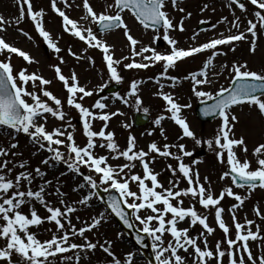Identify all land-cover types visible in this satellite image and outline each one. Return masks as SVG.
I'll use <instances>...</instances> for the list:
<instances>
[{
  "label": "snow or ice",
  "instance_id": "obj_1",
  "mask_svg": "<svg viewBox=\"0 0 264 264\" xmlns=\"http://www.w3.org/2000/svg\"><path fill=\"white\" fill-rule=\"evenodd\" d=\"M64 7H68L67 0H61ZM251 5L257 9L254 12V20L249 19L246 22L244 31H238L237 34H231L222 38H214L209 42L200 44L196 47H190L187 50L176 47L178 41L173 38L170 33L175 30L185 31L183 27L184 18L181 17L179 22H174L170 17L167 8L169 4L172 9L181 13L184 8L180 7L181 0H113L107 4L105 11L97 14L90 6L89 0H83L82 7L85 16L82 19L89 20L90 23L99 27L101 33L111 32L115 29H122L123 35L128 41L130 47V55L132 62L124 64L125 69H147L150 66L163 62V71L155 78L159 83L161 78L170 80V87H175L179 83L177 77L168 76L170 68L177 66L178 61L185 58L193 57L195 54L203 53L211 50V54L204 61L203 68L199 72L189 73L184 77L185 80L191 81L192 94L203 105L201 112L204 116L219 118L221 123L215 136L204 143L209 149L215 152L216 159L219 163L227 165L219 179L223 181L226 177H231V184L237 189H245L248 193L260 188L264 189V144L257 145L253 150V156L256 159L257 167L252 170L250 162L246 158L241 162L235 152L236 147H240L246 154L243 137L233 138V126L237 122V118L232 114L231 109L235 106L247 105L249 108L255 106L260 115L264 116V72L252 71L247 63L233 62L228 71L230 73V81L228 87H221L215 93L200 90L199 86L211 84L205 69L213 64L214 58L218 55H226L220 52L217 46H229L230 50H235L234 42L244 41L250 35L249 52L254 53L257 47L258 31L264 34V0H249ZM19 6V15L12 21L19 25L25 15L32 22L35 31L43 39V42L53 52L59 53L61 49L52 41L50 33L43 27L44 10H33L31 0H16ZM234 5L241 12H246L245 3L242 0H229V6ZM26 6V13H25ZM208 7L204 5L200 10L203 12ZM51 10L62 18L63 31L83 41L89 48H98L103 53V60L107 67L109 82L120 84L123 77L118 71V66L123 60L130 57L124 56L121 59H115L110 46L104 41L97 38L92 28H82L78 23L69 18L65 11L57 6V0H51ZM111 10L112 14H109ZM130 13L132 17L144 28L152 29L156 32L162 29V39L171 48L170 53L161 54L153 47L141 46L137 50L139 41L130 34V29L125 24L122 14ZM190 17L191 13H187ZM3 16H0V32L6 30L9 24ZM206 23V21H201ZM218 23H230L231 28L239 30L240 18L236 17L231 22L221 18ZM216 25H212L215 28ZM231 28L229 30H231ZM22 35L31 39V36L23 29H17ZM198 35L193 33V39ZM161 38L157 32L153 36L152 43L155 44L157 39ZM7 52L9 59L0 61V128L11 129L14 133L23 132L34 145H39L40 150L50 153V157L41 161L45 166L49 165L50 160L56 163H63L67 169L80 174L81 166L89 170V175H83V182L78 187H88L92 191L88 195L83 196L79 201L81 205H87L92 197L97 196L96 190L103 186V191L109 193L114 191L118 196L109 195L105 201L107 209L123 222L125 227H133V221L137 222L140 227L138 233L145 234L151 241V249L155 264H188L186 256L192 257V264H210L215 259L216 264H224L223 258L227 257V264H264V254L254 256L248 245V241H256L260 239L259 227L253 232L248 226L253 225V220L245 219L240 223L236 218V211L242 207L247 197L235 193L231 187L223 188L219 195H214L211 188H205L199 178V173L186 165L182 157H190L192 153L185 150V145L165 143L162 148L153 142L148 145V151L134 150L136 141L132 135L128 136L127 147L123 150L114 140V133L106 132L107 124L111 116H115L118 112L108 113L104 111L108 106L101 100L97 99L92 105L93 109L100 110V113H94L89 108L84 107L82 103L85 97L93 95L91 91L86 90L78 83L75 73L70 78L62 74V70L58 65H53L56 79L63 83V87L67 93L66 103L69 107L74 108L80 116L83 127V135L87 138L86 144L81 147L76 144L73 133L71 131L62 130L60 127H53L51 131L46 129L47 117L50 115L58 121L64 122L66 113L63 111L62 101L53 95L52 92L45 88L51 81L43 78L37 73H27L25 69L15 71L10 63V55L16 54L22 57L27 63H32L31 57L22 50L8 44L3 38H0V53ZM69 55L74 56L71 49L68 50ZM151 53V55H146ZM135 57H142L144 62H136ZM79 59V57H76ZM60 63H64L62 57H58ZM92 62V58L88 57ZM227 65H221V69ZM39 81V95L37 94V84ZM31 82L32 91L25 86ZM141 81L133 80L130 83L129 91L126 95L121 96L113 93V98L121 103L128 105L129 97H135L134 107L140 110L142 104L140 96L137 94L138 85ZM106 87V84L100 88ZM164 87L163 84L160 85ZM77 94L79 96L77 97ZM160 98L165 102L167 113L170 118L182 130V137L191 138L195 145L199 146L201 140L197 139L190 130L186 119L182 117L183 109L190 108L191 104H179L170 94L158 92ZM46 97L47 101H51L50 105L42 99ZM30 98L31 103L28 102ZM211 101V103H207ZM54 105V106H52ZM142 111L147 114L149 109L143 108ZM166 117L158 115L153 123L160 125ZM44 121L38 123L37 121ZM93 120L103 121L104 124L98 132L92 130ZM71 127L70 122L67 125ZM125 128L129 125H123ZM151 135V132L148 133ZM163 135V129H161ZM95 138V139H94ZM14 139V136H13ZM166 139V137H165ZM66 148L68 156L60 151V147ZM106 148L112 159L123 158L125 163L113 167L108 163L109 156L97 155L94 151L96 147ZM17 143H9L8 148L0 146V157H7L10 149L17 148ZM171 148H177L180 155L174 154ZM155 153L160 157H170L177 161L176 167L167 166V170L172 174L169 179V187L165 188L158 180L159 173L153 171L150 167L156 156L149 158V155ZM226 154V161H225ZM13 157L18 153L11 152ZM139 166L143 170V176L133 172V169ZM10 161L4 160L0 162V240L4 241L0 246V264H13L12 257L16 255L19 259L16 264H55L57 259L61 260V264L65 261L80 264V256L63 255L69 252L93 251L99 248L111 257L109 264H134L132 252L126 254L123 261L118 259L111 251V242L96 244L88 240L85 236L86 231L94 229L104 218V213H100L99 217H94L90 224L79 229L75 228L70 219V214L75 213L76 209L65 204L64 200L59 203L64 205L63 210L60 207L52 206L44 197L45 187L51 184V181L45 180L38 190L33 191L30 187L35 177L43 178L45 173L39 167L33 172L21 171L14 178H9V174L14 167L26 168L27 162L14 164L12 168L8 167ZM193 164L197 161H192ZM179 173V178H177ZM98 178H93V175ZM63 175V173H62ZM183 179L187 183V187L180 189L178 186L180 180ZM146 181H150L148 186ZM205 183L208 177L204 178ZM135 185L138 191H132ZM22 186H27L26 190H21ZM159 189V191H157ZM76 189H73L75 191ZM62 196L59 188L54 193ZM185 197L198 202L201 208L213 211L215 214V223L223 232V241L217 240L215 251L209 249L207 236L213 234L214 228L208 225L207 215L199 213L193 205L185 208L183 206ZM225 197L233 198V203L227 211L231 213L232 226L234 227V238H232L230 227L222 219L224 212L221 202ZM32 201H36L49 213L46 218H41L34 207ZM175 202V203H173ZM29 206V215L21 211L22 206ZM162 206V207H161ZM253 211L257 216L264 218V214L256 207ZM144 213V215H141ZM170 214V215H169ZM187 218L189 226L187 228H179L180 222ZM45 220L54 223L56 231L51 235L50 239L41 241L37 239L36 233L30 232L31 226H41ZM199 225L202 231L199 238L191 236L189 230ZM51 231V229H48ZM167 234L170 239L165 241L164 236ZM79 236L83 242L77 244L70 241V237ZM198 239L203 240V247L200 246ZM144 235L136 236V244L144 247ZM222 244H226V249L222 248ZM264 250V245H260ZM191 249V251H189ZM186 256H181L180 251ZM246 256V260H245ZM236 257H239L237 260Z\"/></svg>",
  "mask_w": 264,
  "mask_h": 264
},
{
  "label": "rangeland",
  "instance_id": "obj_2",
  "mask_svg": "<svg viewBox=\"0 0 264 264\" xmlns=\"http://www.w3.org/2000/svg\"><path fill=\"white\" fill-rule=\"evenodd\" d=\"M112 2L113 0H89L90 6L93 7L97 14L105 11L107 4ZM31 3L33 10H44L43 27L50 33L52 41L56 43L57 47H59L61 51L56 53L49 48H46V52L43 51V39L35 31L34 25L26 15L25 19L19 25L12 23V21H14V19L19 15V6L17 5L16 0H0V16H3L6 21L10 22L6 26V30L0 32V38H3L6 43L24 51L33 60V62L29 64L24 61L22 57H18L13 53L10 55V63L13 69L15 71L25 69L29 74L37 73L43 78L51 81V83L46 85L45 88L62 101L63 111L66 113L65 121H58L50 115L45 114L47 117L45 124L46 129L51 131L53 127H60L62 130L71 131L73 136L76 138L77 144L81 147H83L87 142V138L83 135V127L79 122V113L74 108L67 105L66 90L63 87V83L56 79V75L54 74L55 71L53 72V67H51L53 65H58L65 77L70 78L71 74L75 73L78 78L79 85L93 93V95L85 97L83 101H80L84 107H87L94 113L99 114L100 110L93 109L92 105L97 99H101L108 106L104 111L108 113L118 112L117 115L111 116L105 131H111L114 133V140L119 145L121 150L127 147V139L129 135H132L135 138L136 148L134 150L137 151L144 150L147 152L148 145L153 142L157 143V145L161 148L165 143L169 145L183 144L185 145V150L190 151L191 153L200 148H205L206 155L204 157L196 158L194 160H188L185 157H182L183 162L186 165H189L194 172L199 173L201 183L205 188H211L214 195H219L223 188L231 187L235 193L247 197L242 207L236 211V218L240 223H243L245 219L253 220L254 224L248 226L253 232L257 230V226L259 227L261 238L256 241L249 240L248 245L254 256L264 254V250L260 247V245H264V218L257 216L253 211V208L256 207L262 214H264V189L257 188L251 193H248L245 189L235 188L231 184L230 177H226L223 181L219 179V176L226 171L227 165L226 163L221 164L217 161L215 152L209 149L204 141L210 140L215 136L221 121L219 118H214L204 125L199 123L193 113V108L199 101L192 94L191 81L184 79V77L189 73L199 72L202 69L204 61L211 54V50H206L203 53L195 54L193 57L185 58L184 60L177 62L176 67L170 68L167 75L177 77L179 80V83L176 84L175 87H170L169 85L172 83L170 80L161 78L159 83H157L155 79L159 73L163 71V62L156 63L144 70L124 68L123 65L132 62L133 58H131L130 55L128 42L122 38V29H115L111 32H105V34L102 35H96L98 39L104 41L107 45H110L111 52L114 53L115 59H121V57L124 56L130 57L127 60H123L121 65L118 66V71L123 77V80L120 83V91L116 93L124 96L129 91L130 83L133 80L141 81L138 85L137 94L140 96L142 104L140 106V110H137L134 107L135 97H129V104L125 105L119 100L114 99L113 94L102 97L98 96V93L103 89L100 88L101 85L106 84L107 86L115 83L109 82L107 67L99 49L89 48L87 45H84L80 41L76 40L74 36L63 31L61 24L62 20L51 10V0H31ZM67 3L68 7L65 8L61 0H57V6L73 17L78 25L82 28L90 27L93 32H95L96 25L90 23L87 19H82V17L86 15L82 7L83 0H67ZM243 3H245L247 9L246 12H241L238 8H235L234 5L229 6V0H181L180 7L184 8L183 13L172 9L169 4L167 11L169 12L170 17L173 18L174 22H179L181 17L184 18L183 27L185 31L180 32L179 30H175L170 33V35L178 41L176 47L180 49L196 47L200 44L209 42L211 39L221 38L225 35L237 34L238 31H244L247 20L255 19L254 12L257 9L250 5L246 0H244ZM205 4H207L208 7L202 12L200 9L204 7ZM26 11L27 9L25 6V13ZM187 13H191V16L189 17ZM109 14H112L111 10H109ZM222 17L228 22H231L234 18L239 17V30L231 28L230 23H218ZM122 18L130 29V34L139 41L136 46L137 50H139V47L141 46H150L161 54L170 53L171 48L167 45V43L164 41L161 45L159 42L162 38V29L156 32L152 29L146 30L135 21L130 13L127 12L122 14ZM201 21L210 23L204 31H198L196 29L197 25L201 23ZM212 25H216V27L212 28ZM230 28L231 30H229ZM17 29H23L31 36V39L22 35ZM157 32L160 34L161 38L157 39L156 43L153 44V36L156 35ZM193 33L198 34L194 39ZM250 40L251 37L249 35L247 40L234 42V51L230 50L229 46H217L218 51L226 53V55H218L214 58L212 66L205 69L207 77L212 81V83L201 85L199 86V89L215 93L221 87H228L230 81L228 67H230L233 62L247 63L250 70L264 72V38L258 31L257 47L254 53H250L248 50L250 47ZM69 48L72 53L75 54L74 56L69 55ZM146 55H151V53H146ZM58 57H62L64 63L61 64ZM76 57H79V59ZM88 57L92 58V62L88 60ZM8 59L9 54L6 51L0 53V61ZM134 59L136 62L147 63V61L142 60V57H135ZM221 65H227V67L221 69ZM36 84V91L39 95V81H37ZM161 84L164 85L163 88L160 87ZM25 87L29 91L33 90L31 82H29V84ZM158 92L172 95L174 99H176L177 103L181 105L191 104L190 108L182 110L181 115L186 119V122L195 137L201 140V144L199 146L195 145L191 138H181L182 130L178 125H175L170 118H168L170 113L165 111L167 106L160 96L156 95ZM78 96L79 94H77V97ZM26 99H28V102L31 103L30 98ZM42 99L47 101L46 97H42ZM47 102L50 105L52 104L51 101ZM145 107L149 109L148 113L151 115V122L139 130L131 129L130 123L134 112L142 111ZM231 112L237 118V122L233 126V138L243 137L247 148V153L245 154L240 147H236V155L241 162L247 158L250 162L251 169L255 170L257 164L252 153L257 145L264 144V116L260 115L255 106L249 108L247 105L235 106L231 109ZM158 115H164L166 118L160 125L157 126L153 123V121ZM37 122L41 123L44 121L38 120ZM69 122L71 127L67 126ZM103 124V121L93 120L92 130L98 132ZM123 125H129V127L125 128ZM161 129H163V135H161ZM149 132H151V135L148 134ZM9 143H17L18 147L10 149L7 157H0V162H3L4 160L10 161L8 164V167L10 168H12L14 164L27 162L26 168L24 169H21L18 166L14 167L13 171L9 174V178H14L15 175L21 171L33 172L35 168L39 167L45 175L43 178L35 177L33 172V176L35 178L30 186L33 191L38 190L39 187L43 185L45 180L51 181V184L45 187L44 197L46 201L54 207H60L62 210L64 205L59 203L61 199L65 201V204L73 206L76 211L75 213L70 214V219L76 229L90 224L94 217H99L100 213H104V218L101 223L91 231L85 232V236L88 240L98 245L110 241L111 251L121 261L124 260L127 253L132 252L134 254V264H147L146 261L140 257L139 251L135 249L129 241H127L123 232L114 223L112 217L106 209L99 204L96 197H92L87 205H81L79 203L83 196L88 195L89 192L92 191L88 187H78L80 184L84 183L83 175L90 174L86 167L81 166L80 174L77 175L76 173L70 172L63 163L58 164L55 161L50 160L49 165L45 166L41 163V161L50 157V153L45 150H40L39 145H34L23 132L14 133L11 129L0 128V146L8 148ZM60 151H62L65 158H67L68 153L66 148L61 146ZM94 151L97 155L109 156L106 148H100L97 146ZM171 151L174 154L180 155L177 148H171ZM11 152H16L18 155L13 157ZM152 156H156V159L150 165L154 172L160 174L158 176L159 182L163 184L165 188L169 187L168 181L172 178V174L167 170V166L172 165L173 167H176L177 161L170 157L157 156L155 153L150 154L149 158ZM224 158L226 161V154ZM192 161H197V163L193 164ZM125 162L126 161H124L123 158L114 160L111 156H109L108 159V163L113 167L121 165ZM140 168L141 167L137 162V166L133 169V172L143 176ZM92 175L94 179H97V183H99L95 174ZM205 177H208L207 183L204 181ZM177 178H179V173H177ZM146 183L148 186H151L150 181H146ZM178 187L180 189L186 188V181L181 179ZM26 188L27 186H22L21 190H26ZM57 188H59L60 192L63 193L62 196L54 194ZM73 189L76 190L73 191ZM132 191H138L135 185L132 186ZM157 191H159V189H157ZM183 199V206L185 208L193 205L199 213L207 215L208 225L214 228L213 234L207 236V243L209 249L215 251L217 240L223 241V232L214 222V210L210 212L201 208L199 203L191 200L190 197H185ZM233 203L236 202L230 197H225L221 202V206L224 209L222 218L230 227L232 238H234L235 230L232 226L231 213H229L227 209ZM32 207L35 208L37 214L41 218H46L49 215L45 208L36 201H32ZM21 211L24 214L29 215L30 218L29 206L27 204L22 206ZM141 215H144V213H141ZM135 224L137 228L140 227L137 222H135ZM188 226L189 222L187 218L178 225L179 228H187ZM48 229H51V231H48ZM29 231L36 233L37 239L44 241L51 238V235L56 231V228L54 223H49L45 220V222L39 227L31 226ZM201 231V226L197 224L189 230V234L199 238ZM169 239L170 237L165 234L164 240L167 241ZM70 241L77 244L83 242L82 238L79 236L70 237ZM198 242L200 243V246L203 247V240L198 239ZM3 244L4 241L0 240V246H3ZM226 247V244H222V248L226 249ZM189 251H191V249H189ZM179 254L181 256H186L182 250ZM63 255H72L73 257L79 255L81 258L80 264H109L111 261V257H108L107 254L99 248V246L90 252H69ZM186 258L188 260V264H192V257L186 256ZM18 259L19 258L16 255H13V264H16ZM236 259L238 260L239 257H236ZM223 262L224 264H227V257L223 258ZM55 264H61V260L57 259ZM64 264H74V261H65ZM210 264H216L215 259H213Z\"/></svg>",
  "mask_w": 264,
  "mask_h": 264
},
{
  "label": "water",
  "instance_id": "obj_3",
  "mask_svg": "<svg viewBox=\"0 0 264 264\" xmlns=\"http://www.w3.org/2000/svg\"><path fill=\"white\" fill-rule=\"evenodd\" d=\"M112 90H113V89H112ZM200 106H201V104H199L198 107L196 108V114H197V116H198L201 120L209 119L210 116L205 117L204 115H202V114L200 113ZM147 121H148V116H147L146 114H144V113H136L135 116H134V122H133V125H134V127H138V126L143 125V124L146 123ZM98 191H99V196H100L101 199H103L104 202H105V201L107 200V197H108V194H109V193L101 192L100 190H98ZM113 215H114V214H113ZM114 216H115V215H114ZM115 218H116V220L121 224V226L123 227L124 231H125L126 233H128V235H129L130 238H131V234H132L131 231L133 230V228H132V227H131V228L125 227V225L123 224V222L120 221V219H119L118 217L115 216Z\"/></svg>",
  "mask_w": 264,
  "mask_h": 264
}]
</instances>
